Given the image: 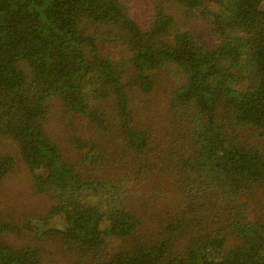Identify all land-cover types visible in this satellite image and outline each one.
Instances as JSON below:
<instances>
[{
    "label": "trees",
    "instance_id": "trees-1",
    "mask_svg": "<svg viewBox=\"0 0 264 264\" xmlns=\"http://www.w3.org/2000/svg\"><path fill=\"white\" fill-rule=\"evenodd\" d=\"M5 138L48 205L0 211V264H264V0H0Z\"/></svg>",
    "mask_w": 264,
    "mask_h": 264
},
{
    "label": "rangeland",
    "instance_id": "rangeland-1",
    "mask_svg": "<svg viewBox=\"0 0 264 264\" xmlns=\"http://www.w3.org/2000/svg\"><path fill=\"white\" fill-rule=\"evenodd\" d=\"M172 12L176 22L181 26L187 27L189 21L182 15L181 11L173 10ZM192 27L195 35L206 42V28L194 24ZM162 94V91L158 89L151 95L149 105L153 112H161L158 106L164 100ZM63 112L64 108L59 98L52 99L48 105L47 127L56 141L64 147V153L67 157L69 156L67 160L74 159V161H76L77 154L70 146L72 132L68 127V121L64 122ZM1 141L0 152H10L19 156L18 153L14 152V142H11L10 139L6 140V138ZM17 163L19 164L18 166L16 165L15 171L13 170L8 176L0 179V211L2 215H6L8 218L11 216L17 218L27 216L30 219H34L33 214H42V212H46L48 201L44 194L35 192L36 190L34 187L32 188L31 181H29L25 175L23 164L20 163V161ZM47 224L60 227V216L57 215L50 218ZM30 236L31 235H28V239ZM60 246L58 238L52 236L48 239V243L44 249V264H71L72 257L62 252Z\"/></svg>",
    "mask_w": 264,
    "mask_h": 264
}]
</instances>
